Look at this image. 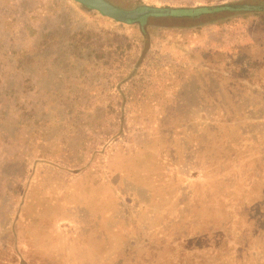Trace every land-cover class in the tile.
I'll return each mask as SVG.
<instances>
[{"label": "rangeland", "instance_id": "obj_1", "mask_svg": "<svg viewBox=\"0 0 264 264\" xmlns=\"http://www.w3.org/2000/svg\"><path fill=\"white\" fill-rule=\"evenodd\" d=\"M228 14L0 0V264H264V10Z\"/></svg>", "mask_w": 264, "mask_h": 264}, {"label": "water", "instance_id": "obj_2", "mask_svg": "<svg viewBox=\"0 0 264 264\" xmlns=\"http://www.w3.org/2000/svg\"><path fill=\"white\" fill-rule=\"evenodd\" d=\"M81 5L99 12L101 15L109 17L120 23L140 22L141 24L149 16L162 17H184L197 16L207 12H219L223 10H264V6L250 4H230L222 3L201 7L199 9H191L185 7H166V6H140L132 9H125L116 6L107 0H74Z\"/></svg>", "mask_w": 264, "mask_h": 264}, {"label": "trees", "instance_id": "obj_3", "mask_svg": "<svg viewBox=\"0 0 264 264\" xmlns=\"http://www.w3.org/2000/svg\"><path fill=\"white\" fill-rule=\"evenodd\" d=\"M70 1H73V0H70ZM230 4H244L242 0H236L234 1L233 3L232 2H228ZM218 4V0H203L202 2H195L193 3L192 5H190L189 7H185V8H191V9H199L201 7H205V6H210V5H216ZM222 4V3H220ZM223 11H227V13H229L227 16H231V17H236V16H241V17H246V19H249L248 16H250L251 14H255V13H258V11H262V10H238V11H228V10H223ZM220 12V11H219ZM219 12H207V13H202V14H199L197 16H184V17H199L201 15H204V14H214V13H217L219 14ZM169 17H172V16H169ZM181 17V16H180ZM235 19V18H234ZM114 21V20H113ZM116 23H119L121 24L120 22H117L115 21ZM223 24H226L227 21H222ZM134 23V22H132ZM123 24V23H122ZM203 24V23H202ZM213 24V23H212ZM139 26V25H138ZM139 31L140 33H142L144 36H147V33H148V30H147V27H146V24L142 23V25L139 27ZM117 36L119 37H122L119 33H117ZM249 68V67H248ZM247 68V69H248ZM226 70V69H225ZM224 70V71H225ZM261 73H264V71H261ZM213 74H216V73H213ZM222 74L224 75L225 78H229V77H232L231 75H237V78L236 79H239L241 80L242 82H239L241 84V88L244 87V83H243V78H246L245 77V74L246 72H244L242 66H238V69L233 73H229L227 72H222ZM227 74V75H225ZM250 78V76H249ZM248 79V78H247ZM230 110V114H231V117H227L226 121L228 124L230 123L232 125V127H238V125L240 124L241 122V119L242 117H240V113L238 111H236L235 109H232V108H229ZM228 111V109H226V112ZM229 124V125H230ZM234 125V126H233ZM242 136V135H241ZM243 137V136H242ZM239 138L241 141L244 140L243 138ZM246 139V138H245ZM236 140V137L233 136L231 142H230V146H235L237 144V142H234ZM251 169H254V167H250Z\"/></svg>", "mask_w": 264, "mask_h": 264}]
</instances>
